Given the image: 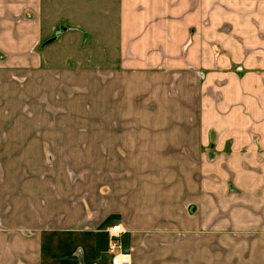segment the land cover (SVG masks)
I'll list each match as a JSON object with an SVG mask.
<instances>
[{
    "label": "crops",
    "instance_id": "crops-1",
    "mask_svg": "<svg viewBox=\"0 0 264 264\" xmlns=\"http://www.w3.org/2000/svg\"><path fill=\"white\" fill-rule=\"evenodd\" d=\"M113 5L112 63L47 64ZM26 112L0 119V264H110L114 224L131 264H264V0H0V118Z\"/></svg>",
    "mask_w": 264,
    "mask_h": 264
},
{
    "label": "rangeland",
    "instance_id": "rangeland-1",
    "mask_svg": "<svg viewBox=\"0 0 264 264\" xmlns=\"http://www.w3.org/2000/svg\"><path fill=\"white\" fill-rule=\"evenodd\" d=\"M116 5H113L111 9L108 11V15H103L99 12V16H97L96 22L87 23V27L84 26L82 29L78 30L76 34L75 29H72L70 34H61L63 32V28L70 26V22L61 23L57 26L56 32L54 34V38H59L61 41L59 42L53 41L51 46L45 51L49 50V53L46 54L47 64L52 66H57L60 60L69 52L71 48L74 47V53L72 54L73 58H81V56L87 51L88 60L87 63L85 59H80L83 62V65L86 66H95V65H106L110 64L114 61L115 51L117 48V34H118V20H117V10ZM74 37V40L71 39ZM79 39L83 41L82 51L78 49ZM108 53V55L103 56L102 54ZM44 65L45 63L42 62ZM64 92L76 93L78 92L74 88L66 89L64 87H60ZM30 109V104H29ZM31 110V109H30ZM26 118L23 115H19L17 119H12L11 117H1L4 125L11 124L12 120L14 123H19L21 125L32 126L35 124H40L43 118H31L30 113L26 112ZM71 124V123H70ZM12 167H0V174H8ZM36 168V167H35ZM252 264V263H247Z\"/></svg>",
    "mask_w": 264,
    "mask_h": 264
},
{
    "label": "built area",
    "instance_id": "built-area-1",
    "mask_svg": "<svg viewBox=\"0 0 264 264\" xmlns=\"http://www.w3.org/2000/svg\"><path fill=\"white\" fill-rule=\"evenodd\" d=\"M108 237L106 253L110 264H131L130 252L126 250L121 241L124 230L120 224H114L106 228Z\"/></svg>",
    "mask_w": 264,
    "mask_h": 264
},
{
    "label": "trees",
    "instance_id": "trees-1",
    "mask_svg": "<svg viewBox=\"0 0 264 264\" xmlns=\"http://www.w3.org/2000/svg\"><path fill=\"white\" fill-rule=\"evenodd\" d=\"M103 229V227L99 228ZM105 244H106V238L103 233V231H99L96 234V244H95V255L97 257H102L103 256V251L105 250Z\"/></svg>",
    "mask_w": 264,
    "mask_h": 264
}]
</instances>
